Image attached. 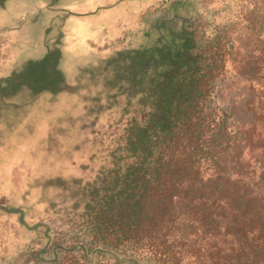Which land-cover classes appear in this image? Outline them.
<instances>
[{"label":"trees","instance_id":"obj_1","mask_svg":"<svg viewBox=\"0 0 264 264\" xmlns=\"http://www.w3.org/2000/svg\"><path fill=\"white\" fill-rule=\"evenodd\" d=\"M183 3L144 92L109 109L92 179L0 264H264V86L218 103L236 26Z\"/></svg>","mask_w":264,"mask_h":264},{"label":"rangeland","instance_id":"obj_2","mask_svg":"<svg viewBox=\"0 0 264 264\" xmlns=\"http://www.w3.org/2000/svg\"><path fill=\"white\" fill-rule=\"evenodd\" d=\"M182 2L183 9L195 6L199 25L236 26L228 34L226 81L215 89L221 106L232 97L242 105L240 95L259 89L247 78L264 86V0H0V233L7 234L0 235V251L8 249L6 256L35 224L60 218L92 179L109 109L144 92L155 72L152 47ZM259 17L262 23L253 24Z\"/></svg>","mask_w":264,"mask_h":264}]
</instances>
